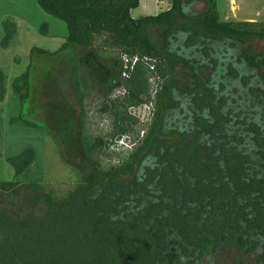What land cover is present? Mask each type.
<instances>
[{"label": "trees", "instance_id": "trees-1", "mask_svg": "<svg viewBox=\"0 0 264 264\" xmlns=\"http://www.w3.org/2000/svg\"><path fill=\"white\" fill-rule=\"evenodd\" d=\"M38 1L66 23L59 51L77 63L80 105L83 68L112 128L90 137L84 113L47 103L52 128H39L76 183L59 195L39 181L0 180V264H264V56L253 49L264 22L224 21L218 0H172L139 18L140 0ZM35 50L33 59L59 52ZM124 57L137 58L133 68ZM31 70L12 83L21 107ZM6 82L0 69V102ZM149 104L148 128L111 164L113 141L139 124L129 109ZM34 159L27 148L9 161L21 175Z\"/></svg>", "mask_w": 264, "mask_h": 264}, {"label": "rangeland", "instance_id": "rangeland-1", "mask_svg": "<svg viewBox=\"0 0 264 264\" xmlns=\"http://www.w3.org/2000/svg\"><path fill=\"white\" fill-rule=\"evenodd\" d=\"M218 4L224 21L264 22V0H218ZM171 6L172 0H156L150 10L140 7L131 15L133 18L157 15ZM67 36L66 23L44 12L38 0H0V69L7 76L9 91V100L0 102V180L39 181L59 195L73 189L76 174L61 158L56 139L48 130L39 128H52L44 109L47 103L55 99L68 101L84 113L86 133L90 137L106 135L112 128V119L98 111L103 93L83 68L78 73L82 81L85 79L87 89L80 105L74 88L77 63L71 52L59 51ZM35 49L59 52L54 56L37 55L33 59ZM253 49L263 57L264 41H255ZM30 64L31 95L21 107L20 100L11 96L12 83ZM121 90L114 88L108 95L116 98L122 95H119ZM129 112L139 124L130 137L113 141L107 155L111 164H116L119 156L134 146L141 129L148 128L153 106L142 105L130 108ZM27 148L35 150L34 162L27 171L17 175L9 159Z\"/></svg>", "mask_w": 264, "mask_h": 264}, {"label": "built area", "instance_id": "built-area-1", "mask_svg": "<svg viewBox=\"0 0 264 264\" xmlns=\"http://www.w3.org/2000/svg\"><path fill=\"white\" fill-rule=\"evenodd\" d=\"M136 62H137V58H134V59H129L127 57L123 58V64H124L125 68H127L128 65H130V64H131V68H133V66L135 65ZM126 74L127 73L125 72L124 76H126Z\"/></svg>", "mask_w": 264, "mask_h": 264}, {"label": "crops", "instance_id": "crops-1", "mask_svg": "<svg viewBox=\"0 0 264 264\" xmlns=\"http://www.w3.org/2000/svg\"><path fill=\"white\" fill-rule=\"evenodd\" d=\"M156 0H140V6L139 8H145V9H151L152 3H155ZM156 15V14H155Z\"/></svg>", "mask_w": 264, "mask_h": 264}]
</instances>
